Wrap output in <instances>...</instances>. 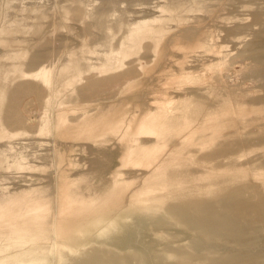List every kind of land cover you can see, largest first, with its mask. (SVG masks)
Instances as JSON below:
<instances>
[{"label": "rangeland", "instance_id": "rangeland-1", "mask_svg": "<svg viewBox=\"0 0 264 264\" xmlns=\"http://www.w3.org/2000/svg\"><path fill=\"white\" fill-rule=\"evenodd\" d=\"M263 48L264 0H0V264H264L175 214L264 193Z\"/></svg>", "mask_w": 264, "mask_h": 264}, {"label": "bare ground", "instance_id": "bare-ground-1", "mask_svg": "<svg viewBox=\"0 0 264 264\" xmlns=\"http://www.w3.org/2000/svg\"><path fill=\"white\" fill-rule=\"evenodd\" d=\"M259 52L260 51H258V53ZM41 73L42 72H40V74ZM139 127H141V125ZM172 173H170V175H172ZM175 174L177 175V173ZM228 190L229 191H227L226 194L224 192L223 195H219V194L218 196H216L215 194L214 196L212 195L209 200H201L202 198L201 199L195 198V200H190V198H188L189 199L188 200L186 197H185L186 200H183V201L182 200L180 201L179 199L176 207L178 208L180 207L184 211L176 212L175 214L178 213V215L182 217L189 224V226H191V228L195 229L197 234L200 236L213 233L218 228H221V227H228L234 233H237V232L240 233L241 229H239V227H243V226L249 227L253 231V233H256V234H258L259 231H264V193L258 192V197L254 198L252 196L247 195L248 193H250L251 188L247 189L246 187L239 186V187L228 189ZM253 192L255 193V191ZM181 199H184V198L182 197ZM258 224H260V226ZM102 231H105V227H104V230ZM99 233L101 232L99 231ZM65 239H67V241L77 240L72 235L67 236ZM5 249H8V247L6 246L0 249V262L10 257H16V256L21 257V255L23 254H27L26 258L27 260H29V262L33 263L35 261L33 256H31L30 254V253L35 254L34 253L35 249L33 248L27 251L17 252L16 254L12 256L7 255L6 257H4V256H1V252H3ZM112 255H111L112 257H110L104 254V251L101 252L99 250H92L87 253L84 252V254H81L80 257L81 258L82 257L84 258L93 257L95 259H98L99 262H102V260L114 261L113 264H120L126 261V258L122 256H117L115 254H112ZM69 261H71L72 264L76 262V260H74L73 258H71ZM185 264H190V261L186 259Z\"/></svg>", "mask_w": 264, "mask_h": 264}]
</instances>
